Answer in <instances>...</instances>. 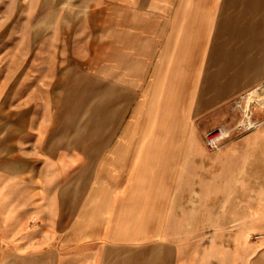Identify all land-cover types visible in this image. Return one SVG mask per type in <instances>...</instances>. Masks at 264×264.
<instances>
[{"label":"crops","instance_id":"0c3cea01","mask_svg":"<svg viewBox=\"0 0 264 264\" xmlns=\"http://www.w3.org/2000/svg\"><path fill=\"white\" fill-rule=\"evenodd\" d=\"M48 29L27 71L0 57V264H260L264 119L219 152L191 122L264 79V0H103Z\"/></svg>","mask_w":264,"mask_h":264},{"label":"rangeland","instance_id":"374dc122","mask_svg":"<svg viewBox=\"0 0 264 264\" xmlns=\"http://www.w3.org/2000/svg\"><path fill=\"white\" fill-rule=\"evenodd\" d=\"M102 2L103 0H0V57L16 58L24 55L27 71L31 67L30 63L33 62V58L39 54L41 42L46 41L50 35L49 25L57 23L69 27L74 19L78 21L82 19L88 6L92 3ZM74 15L78 17H74ZM40 27L43 29L42 32H40ZM147 85L148 82L145 87ZM149 99H153L150 109L163 119L167 114L166 105L177 104L176 98L172 97L158 96ZM247 112L255 123H260L264 119V79L250 86L239 96L218 104L210 111L194 116L191 122L192 135L201 137L204 141V134L208 130L223 128L231 133L232 139L248 136L255 132L260 125L245 134H239L235 131V126ZM86 116L82 120L81 126L88 124L90 117L88 116L86 119ZM146 123L147 120H143L142 129ZM151 124L160 135H165L167 127L171 125L160 119L156 124ZM73 126L77 125L73 124ZM233 160L236 164L234 158ZM239 161L240 158L237 162ZM249 167L255 169L253 172L259 175L253 174V176L248 177L247 186L250 191H255L258 188L263 194L262 197L260 196V240H262L264 239V175L260 176V173L264 174V157L261 160L260 156L251 159ZM217 179L219 186L223 178L218 175ZM227 227L230 228L224 224H217L213 228L218 231ZM260 242L263 244L260 251V264H264V241Z\"/></svg>","mask_w":264,"mask_h":264},{"label":"built area","instance_id":"2783aa9c","mask_svg":"<svg viewBox=\"0 0 264 264\" xmlns=\"http://www.w3.org/2000/svg\"><path fill=\"white\" fill-rule=\"evenodd\" d=\"M259 125L260 123L253 122L251 116L245 113L244 118L235 126V131L239 134H245L256 129ZM230 135L231 133L223 128L210 129L204 134L205 145L212 152L220 151L232 139Z\"/></svg>","mask_w":264,"mask_h":264},{"label":"bare ground","instance_id":"6f19581e","mask_svg":"<svg viewBox=\"0 0 264 264\" xmlns=\"http://www.w3.org/2000/svg\"><path fill=\"white\" fill-rule=\"evenodd\" d=\"M248 113V112H247Z\"/></svg>","mask_w":264,"mask_h":264}]
</instances>
